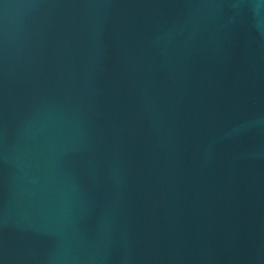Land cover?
<instances>
[{
    "label": "water",
    "instance_id": "1",
    "mask_svg": "<svg viewBox=\"0 0 264 264\" xmlns=\"http://www.w3.org/2000/svg\"><path fill=\"white\" fill-rule=\"evenodd\" d=\"M0 264H264V0H0Z\"/></svg>",
    "mask_w": 264,
    "mask_h": 264
}]
</instances>
